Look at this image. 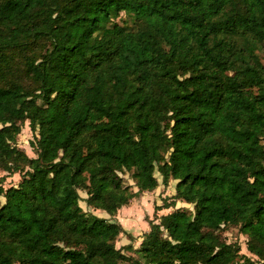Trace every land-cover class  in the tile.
I'll list each match as a JSON object with an SVG mask.
<instances>
[{"label":"trees","instance_id":"obj_1","mask_svg":"<svg viewBox=\"0 0 264 264\" xmlns=\"http://www.w3.org/2000/svg\"><path fill=\"white\" fill-rule=\"evenodd\" d=\"M4 167L0 264H264V0H0ZM155 169L173 210L137 247L80 206L112 218Z\"/></svg>","mask_w":264,"mask_h":264},{"label":"rangeland","instance_id":"obj_2","mask_svg":"<svg viewBox=\"0 0 264 264\" xmlns=\"http://www.w3.org/2000/svg\"><path fill=\"white\" fill-rule=\"evenodd\" d=\"M125 20L127 22V25H131L130 18L126 15L121 13L120 17L116 19L118 23H122ZM17 66H21V59H17ZM23 83L27 86L32 87L33 85L27 81L24 80ZM33 140V133L30 130L28 121H25L20 126V132L16 137L15 145L21 149L24 150L25 153L33 158L35 157L34 150L32 149L30 143ZM155 176L158 179L159 185L156 189L153 191H148L146 193L142 192L137 198L133 199L129 208L124 211V214L121 215L120 219H116V221L120 222L122 226L125 228L127 232L132 234L134 236V245L137 247L140 238L143 235V233L148 229V221L149 220H156L159 218L161 214H166L169 211H172L173 208H167V209H161V210H154V207L156 204L161 205L163 203V200H171V196L175 193V185L176 181L172 180L167 186H164L161 183V177L160 174L155 169L154 171ZM21 179V173H14L11 172L7 167H4L0 169V180L4 188H8L10 186H16ZM124 184L131 187L133 191H136L137 188L134 186L133 180L129 177L128 173H125L123 175ZM78 193L80 196V206L83 208L85 212H92L90 207L86 204L87 199V193L85 189H78ZM1 202H4V198H1ZM176 206H181V209L186 210H192V206H187L181 201L176 202ZM97 211V210H95ZM192 212V211H191ZM95 214L100 215V213L96 212ZM127 218H131L132 220V227L127 226L126 222L128 221ZM222 238L226 242H232L237 243L241 248V253L246 254L248 256L253 257L246 249V241L247 238L245 235H243L238 227L235 226H228L227 228H224L222 232ZM124 239V238H123ZM128 238L124 239L123 242H126ZM129 241V240H128ZM121 241L118 240L115 242L116 247L121 246ZM255 258V257H253Z\"/></svg>","mask_w":264,"mask_h":264},{"label":"crops","instance_id":"obj_3","mask_svg":"<svg viewBox=\"0 0 264 264\" xmlns=\"http://www.w3.org/2000/svg\"><path fill=\"white\" fill-rule=\"evenodd\" d=\"M146 192H148V191H146ZM146 192H144V193H146ZM131 204V203H130ZM130 204L129 205H126V206H122L119 210H118V212H117V214L114 216V217H110L107 213H105L104 211H102V210H97V211H95V210H91L92 211V213L93 214H95L96 212L98 213H100V215H97V214H95V215H97L98 217H102V218H105V219H107L108 221H116V219L118 218V219H120V217H121V215L122 214H124V211H126L128 208H129V206H130ZM159 204H156V206H158ZM162 215V214H161ZM128 219V221L126 222L127 224V226H129V227H132V220H131V218H127ZM120 223V222H119ZM122 225V224H121ZM148 225V224H147ZM148 227V229H149V225L147 226ZM148 229L146 230V231H148ZM145 231V232H146ZM128 234H130L129 232H127ZM131 236H133L132 234H130ZM134 237V236H133ZM126 239V238H128L126 235H122V236H120V238H119V240L121 241V246H119V247H122V246H125V245H127V244H129L130 243V240L128 241H126V242H123L124 241V239ZM140 240H141V238H140Z\"/></svg>","mask_w":264,"mask_h":264}]
</instances>
